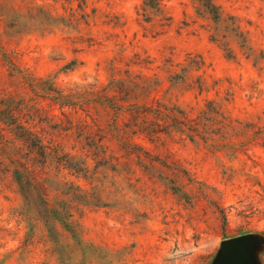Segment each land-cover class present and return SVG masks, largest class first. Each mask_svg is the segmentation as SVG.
<instances>
[{"label": "rangeland", "instance_id": "374dc122", "mask_svg": "<svg viewBox=\"0 0 264 264\" xmlns=\"http://www.w3.org/2000/svg\"><path fill=\"white\" fill-rule=\"evenodd\" d=\"M144 1L0 0L18 24L1 41L0 93L15 90L3 52L62 89L103 87L128 72L153 84L151 98L206 132L191 141L148 114L145 121L160 130L148 136L141 119L133 126L122 113L117 125L135 133L137 152L113 137L114 111L99 110L102 144L118 166L87 158L86 180L59 176L105 203L74 212L82 238L102 256L88 264H218L221 242L244 235L253 241L244 264H264V0H212L220 25L199 14L197 0H161L162 13H144ZM47 16L55 20L49 26ZM233 23L237 33L226 28ZM22 203L0 173V264H60L43 224L19 216Z\"/></svg>", "mask_w": 264, "mask_h": 264}, {"label": "trees", "instance_id": "16d2710c", "mask_svg": "<svg viewBox=\"0 0 264 264\" xmlns=\"http://www.w3.org/2000/svg\"><path fill=\"white\" fill-rule=\"evenodd\" d=\"M197 1L199 14L208 16L216 25L224 23L212 0ZM160 3L161 0H145L143 12L154 9L162 13ZM9 10L12 12L0 5V50L3 49L2 39L13 37L17 33L14 29H18ZM46 19V26L55 22L50 16ZM226 28L232 33L238 31L234 23ZM225 50L227 57H231L232 51L229 48ZM12 54L2 53V61L13 79L15 90L14 93H0V173L12 179L22 197L19 216L28 225L32 221L43 224L58 262L88 264L102 256L99 248L82 238L74 212L81 215L82 208H100L105 203L95 190L84 191L71 181L60 180L59 176L62 171H68L70 175L86 180L89 177L85 164L87 158L94 160L96 166H118L117 159L107 155L102 144L106 129L99 118V110L110 108L114 111L109 124L113 137L118 144L137 152L140 147L130 140L135 133L122 131L117 125L122 113L131 116L133 126L141 119L143 122L138 127L148 136L160 131L157 122L145 121L148 114L163 121L165 130L186 134L191 141L195 138L205 140L202 133L206 132L200 131L199 122L188 119L180 109L151 98L155 90L145 78L126 72L124 78L112 76L103 87L84 85L62 89L56 87L49 77L38 78L21 69ZM76 64L72 61L64 70L72 69ZM56 110L58 115L53 113ZM79 111L84 113V117L78 116ZM208 112L218 114L215 109ZM219 123L222 127L227 126ZM70 149L80 155L71 154ZM49 173H55L56 179H52Z\"/></svg>", "mask_w": 264, "mask_h": 264}, {"label": "water", "instance_id": "95a60500", "mask_svg": "<svg viewBox=\"0 0 264 264\" xmlns=\"http://www.w3.org/2000/svg\"><path fill=\"white\" fill-rule=\"evenodd\" d=\"M253 244L247 235L227 239L221 242L218 264H244L248 259V251Z\"/></svg>", "mask_w": 264, "mask_h": 264}]
</instances>
